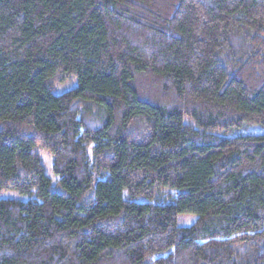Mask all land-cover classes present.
<instances>
[{
  "label": "trees",
  "instance_id": "trees-1",
  "mask_svg": "<svg viewBox=\"0 0 264 264\" xmlns=\"http://www.w3.org/2000/svg\"><path fill=\"white\" fill-rule=\"evenodd\" d=\"M251 125L264 0H0V264H264Z\"/></svg>",
  "mask_w": 264,
  "mask_h": 264
},
{
  "label": "rangeland",
  "instance_id": "rangeland-1",
  "mask_svg": "<svg viewBox=\"0 0 264 264\" xmlns=\"http://www.w3.org/2000/svg\"><path fill=\"white\" fill-rule=\"evenodd\" d=\"M77 85H78V79L76 77L70 78L64 82L58 83L55 88V93L57 94L64 93L72 88H75ZM263 131H264L263 128L258 125H251V126H247L245 128L238 130V132L240 133H249V132L259 133ZM39 152H40L41 160L44 165L46 174L53 180V183H55L56 180L58 179V176L56 175L53 169L52 154L50 153V151L46 149H39ZM0 196L4 198L28 199L27 196L21 195L19 192L15 190L5 191L1 193ZM196 218H197V215H191V214L181 215L179 217L180 222L184 224L185 226L192 225L195 222Z\"/></svg>",
  "mask_w": 264,
  "mask_h": 264
}]
</instances>
